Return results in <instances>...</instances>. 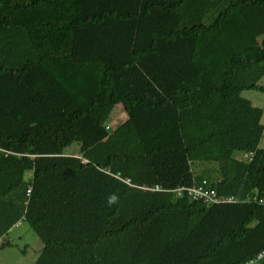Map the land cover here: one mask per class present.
<instances>
[{
  "label": "trees",
  "instance_id": "16d2710c",
  "mask_svg": "<svg viewBox=\"0 0 264 264\" xmlns=\"http://www.w3.org/2000/svg\"><path fill=\"white\" fill-rule=\"evenodd\" d=\"M244 91L264 93V0H0V249L25 223L34 264L255 262L264 204L172 193L264 201Z\"/></svg>",
  "mask_w": 264,
  "mask_h": 264
},
{
  "label": "rangeland",
  "instance_id": "374dc122",
  "mask_svg": "<svg viewBox=\"0 0 264 264\" xmlns=\"http://www.w3.org/2000/svg\"><path fill=\"white\" fill-rule=\"evenodd\" d=\"M241 96L250 101L252 106L264 111V93L244 91ZM125 118L123 109L118 105L112 110L107 125L112 129L116 128L125 121ZM262 123L264 124V112ZM258 148L264 150V131ZM74 150L75 146L73 145L65 150V154H71ZM7 241L10 245L0 249V264H34L42 250L41 242L25 223H20V226L14 227L11 233H8Z\"/></svg>",
  "mask_w": 264,
  "mask_h": 264
},
{
  "label": "built area",
  "instance_id": "2783aa9c",
  "mask_svg": "<svg viewBox=\"0 0 264 264\" xmlns=\"http://www.w3.org/2000/svg\"><path fill=\"white\" fill-rule=\"evenodd\" d=\"M111 127L109 125L106 126V130L110 129ZM252 157V154H248L244 156V159L250 160ZM27 178H30V175L27 176ZM125 184H127L130 187H133V185L129 182V180L123 181ZM142 191L145 192H164L163 189H161L159 186H154L153 188L150 187H140L139 188ZM31 188L28 185L26 190V196L28 197L30 195ZM175 197H181V196H187L191 201L196 202H202L203 204L207 206H213V205H219V204H240V203H248V202H257L260 205L264 204V201L257 200L256 197H253L252 199L247 197L245 200H241L239 198L235 197H223L218 196L217 193L211 188V186L207 185L205 181L202 182L199 186H193V187H177L172 191ZM2 245V237H0V247ZM264 257V252L260 253L256 257V261L261 260ZM255 262H250L249 264H254Z\"/></svg>",
  "mask_w": 264,
  "mask_h": 264
},
{
  "label": "crops",
  "instance_id": "0c3cea01",
  "mask_svg": "<svg viewBox=\"0 0 264 264\" xmlns=\"http://www.w3.org/2000/svg\"><path fill=\"white\" fill-rule=\"evenodd\" d=\"M27 175H30V173H27ZM16 226H20V223L17 224ZM16 228V227H15ZM12 231V230H11ZM11 231L9 232V234L11 233ZM5 240H7V236L5 237Z\"/></svg>",
  "mask_w": 264,
  "mask_h": 264
}]
</instances>
